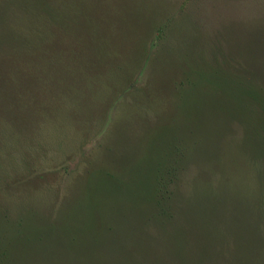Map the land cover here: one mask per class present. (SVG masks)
<instances>
[{
	"label": "rangeland",
	"instance_id": "obj_1",
	"mask_svg": "<svg viewBox=\"0 0 264 264\" xmlns=\"http://www.w3.org/2000/svg\"><path fill=\"white\" fill-rule=\"evenodd\" d=\"M56 1L66 15L92 9L89 53L107 63L96 66L102 76L52 63L34 30L59 22L35 23L27 0H0V33L6 24L25 45L21 55L14 39L0 42V60L16 56L37 81L12 69L15 88L0 99V260L264 264L262 101L227 105L199 87L181 101L167 85L189 79L181 64L204 59L245 66L264 95V0ZM14 100L17 113L7 108ZM172 142L190 153L168 175Z\"/></svg>",
	"mask_w": 264,
	"mask_h": 264
},
{
	"label": "trees",
	"instance_id": "obj_2",
	"mask_svg": "<svg viewBox=\"0 0 264 264\" xmlns=\"http://www.w3.org/2000/svg\"><path fill=\"white\" fill-rule=\"evenodd\" d=\"M11 2H12V0H11ZM26 5H27L28 10L38 14V16H36L37 19L35 18L36 20L35 19L33 20V21H35V23L41 22V23H44L48 26H50L54 22H59V24H60V26L58 25L54 28L49 27L48 28L49 31H42L40 29L37 30V27H36V29L34 30L35 32H34V38H33L32 43L34 44V46L36 45V49H37V51H39V53H43L44 57H46V55H48L52 63H53L54 58L57 57L58 60L62 61V63L65 64V67H67L66 62L67 63L73 62V63L79 64L80 67L82 66L84 70H87L88 68H93L94 76H96V75L102 76L103 75V71L100 73L97 72L98 67H96V66H97V64H101L99 62H102V61L107 63V60L103 59L101 57H99L100 59L97 60V57H94L90 54V53H92V50L94 52H96L95 49L92 48V45H91V43L94 44L96 42V37L94 36L93 33H91V32L89 33V31L91 29H93V27H97V25L95 24V18L92 17L91 13H89V12H91L92 9H90V11H87V9L85 8V5H83V4H79L76 6L71 5L72 8H74V9L78 8V9H81L83 11L80 13H78L80 11L78 9H77V12L73 11V13L70 11H67V13H69V15H66V14H62V12H61L62 10L60 8L61 5L64 6V3H60L59 1H56V0H27ZM68 5L69 4H67V7H66L67 9L69 8ZM1 19L2 18H0V20ZM4 24H5V22H4ZM30 24H32V23H30ZM8 27L9 26H6V24H5V30L0 33V42L1 43H3V42L7 43V42H9L8 41L9 39H11L12 41L14 39L15 42L17 43L19 40V36H20L19 34H22V33L17 32L18 33L17 34L15 32H9ZM85 27L87 28V30H85ZM98 27L100 30V25H98ZM73 29L78 30V31H74ZM95 30H96V28H95ZM101 33H103V31L99 33V40L101 39L100 38ZM62 38L65 39L63 45L61 42ZM58 39H60V40H58ZM29 43H30V41H29ZM65 44L67 45L66 48L64 47ZM24 46L25 45H22L21 47H19V44L17 43V50L19 49L17 52L20 53L21 55H22V53L24 54V52H23ZM90 49H92V50H90ZM46 51H48V53ZM89 51H91V52L89 53ZM36 53L33 52L34 55ZM1 57H3V55ZM136 60L137 59H135L134 61H136ZM12 61L14 63H12ZM17 63H18V61H17ZM17 63H16V56L10 57V59L8 58L7 60L6 59L0 60V99L4 100V102H5V98L8 99L9 96L11 95V92L13 91V87L15 88L14 85H15L16 81L14 80V77L11 76L12 75V72H11L12 69L16 68L17 71L15 72V74H16V76L19 75L20 80L22 78L21 82L25 81L26 78H28V80H29V76H31V83L32 84H35L37 82L36 78L34 76L27 73V71L25 73L23 71V69L19 66L20 64H18V66H17ZM27 63H28L27 66H30L29 62H27ZM13 66H15V67H13ZM101 67L104 69L105 66H101ZM182 67H186V68H184V70L188 69V67H189V69L187 71L185 70L186 71L185 72L184 70L181 69ZM242 67L243 66H239V69L231 70V69L225 68L224 66H221L220 64H210L209 62L205 61L204 59H202L201 63H199L197 60V61H193L192 64H190V63L181 64V66H180V70L184 71L185 76L189 79H187V80L186 79L185 80H174V82H177L175 85V89L172 87L171 84L168 83L167 85H169V88H172L176 92L177 96L180 98L181 101H182L181 98H182L183 92L194 90L195 88L199 87L203 94H205V92H206L205 90L208 89V90H210V92L215 91L219 95H221L222 97L224 96L223 100H226L225 102L227 103V105H229V104L234 105L235 103H237L238 100H244L247 98H249V99L251 98V100L255 101L256 97H257L262 101V103H260L258 105L264 111V95L262 93L263 90L259 87V84H260L259 78L255 77V75H252L251 72L249 73V71H248V73H246V71H245L246 67L245 66H244V68H242ZM85 75H87V72L85 73ZM199 82H201V84L206 83V85L199 86L198 85ZM62 83L64 84L63 81H62ZM27 87H30V86L25 85L24 89L28 90ZM164 87L167 88L166 84L163 85L161 88L164 89ZM205 87H207V88H205ZM147 89L149 90L150 88L148 87ZM119 90L123 91V85L120 87ZM194 91H196V90H194ZM174 95H175V93H174ZM262 95H263V98H262ZM225 102H221V101L219 102V106H218V108H216L218 110V113L222 112L226 109L224 107ZM252 103L253 102L251 101V105H252ZM231 106H229V107H231ZM7 108L13 110L15 113L19 112L18 110H22L21 108H19L16 105L15 100ZM212 109H215V108H212ZM216 109L214 111H216ZM255 114H259L261 116V118H259V117H257V118L259 120H261L262 122L264 121V113L258 111ZM19 115H20V113H19ZM18 119L20 122L21 118H18ZM22 127L25 129L23 123H22ZM261 129H263V131H260ZM25 131H26V129H25ZM258 132L259 133L263 132V134L260 133L261 137H263L262 135H264V124L262 125L261 128H259ZM260 134H258V135H260ZM177 141L179 142L180 138L177 139ZM184 143H186V142H184ZM262 146H263V148H261V149H262V151H264V145H262ZM170 149H172L169 151V153L170 152L171 153H170V155L168 153L167 161H164L165 162L164 169H165V171H169L168 175H170L171 173L172 174L175 173L178 170V168H180V166H182L179 164H181L185 160H187L188 154L190 153L189 152L190 149L185 144L183 146L179 145V144H178V146H176V144L173 143L172 145H170ZM181 158L183 160H180ZM176 167H177V169L175 170ZM161 171L163 172V170H161ZM173 177L175 178V177H179V176L178 175L177 176H171L169 178H173ZM196 195H197V193L195 192L194 196H196ZM162 197H164V195H162ZM192 198L189 201H191ZM168 199L171 200L172 198L168 196ZM152 200L155 201V199H151V201ZM166 200L167 199L165 197L163 199V202ZM170 200H167V201L169 202ZM232 203H235V200H232ZM147 206L153 208L151 202H150V205H147ZM170 217H171V215H170ZM0 264H6V263L4 260H0Z\"/></svg>",
	"mask_w": 264,
	"mask_h": 264
}]
</instances>
